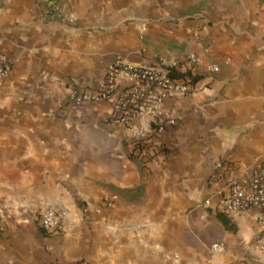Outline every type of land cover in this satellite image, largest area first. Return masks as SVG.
<instances>
[{"label":"crops","instance_id":"crops-1","mask_svg":"<svg viewBox=\"0 0 264 264\" xmlns=\"http://www.w3.org/2000/svg\"><path fill=\"white\" fill-rule=\"evenodd\" d=\"M46 4L76 22H41ZM0 53V264H264L255 210L220 211L228 177L264 161V0H0ZM189 54L198 79L164 102L176 125L150 158L125 153L141 121L104 125L105 103L78 121L63 105L116 57ZM217 161L231 170L214 179ZM47 208L60 234L40 228Z\"/></svg>","mask_w":264,"mask_h":264},{"label":"built area","instance_id":"built-area-1","mask_svg":"<svg viewBox=\"0 0 264 264\" xmlns=\"http://www.w3.org/2000/svg\"><path fill=\"white\" fill-rule=\"evenodd\" d=\"M39 17L43 23L53 19L68 25L76 22L74 15L59 10L53 4L44 5ZM197 65L198 57L194 54L173 60L156 58L152 64H136L116 57L105 66L103 76L91 88L71 86L63 105L70 108L78 121L86 122L79 111L83 106H98L101 103L108 106L107 115L101 120L104 125L131 127L134 121H141L142 126L132 128L125 151L129 158L141 161L161 150L166 129L176 125V120L165 114L162 106L168 98L185 97L192 91ZM9 70L8 57L0 53V79L7 78ZM208 70L216 72L218 69L209 66ZM182 73V76L178 75ZM230 170L228 164L217 161L212 177L215 179L218 173ZM221 198L220 211L226 215L238 216L246 210H255V219L259 223L258 249L264 253V161L241 176L228 177L226 191ZM115 200L116 196H106L102 202L110 206ZM62 217V213L47 208L39 215V226L47 234H60L63 231ZM211 250L217 254L221 252V247L213 244ZM76 264L90 263L82 260Z\"/></svg>","mask_w":264,"mask_h":264},{"label":"trees","instance_id":"trees-1","mask_svg":"<svg viewBox=\"0 0 264 264\" xmlns=\"http://www.w3.org/2000/svg\"><path fill=\"white\" fill-rule=\"evenodd\" d=\"M179 76H182L183 75V73L182 74H178ZM173 77H175L174 75H172ZM197 79H198V77L195 75L194 77H193V83H195L196 81H197Z\"/></svg>","mask_w":264,"mask_h":264}]
</instances>
